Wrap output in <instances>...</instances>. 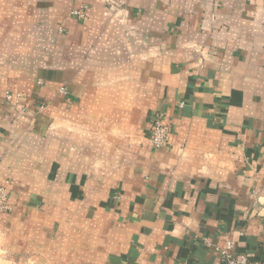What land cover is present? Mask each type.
Here are the masks:
<instances>
[{"label": "crops", "instance_id": "1", "mask_svg": "<svg viewBox=\"0 0 264 264\" xmlns=\"http://www.w3.org/2000/svg\"><path fill=\"white\" fill-rule=\"evenodd\" d=\"M0 186V264H264V0H0Z\"/></svg>", "mask_w": 264, "mask_h": 264}, {"label": "built area", "instance_id": "2", "mask_svg": "<svg viewBox=\"0 0 264 264\" xmlns=\"http://www.w3.org/2000/svg\"><path fill=\"white\" fill-rule=\"evenodd\" d=\"M72 14L79 19H84L86 17L84 9H75L72 11ZM61 92L67 93L65 88L61 89ZM22 99L21 93H6V100L8 102L15 101L19 103ZM44 105H41L40 108H43ZM151 144L155 149H162L169 145L170 143V126L164 122V115L162 112L155 114L153 118L151 135H150ZM12 209L10 203V196L5 187L0 186V214L6 213ZM235 242L234 240H229L226 243L225 247H222V264H252L251 259L246 254H236L234 252Z\"/></svg>", "mask_w": 264, "mask_h": 264}]
</instances>
